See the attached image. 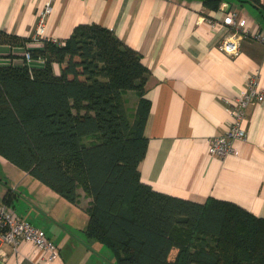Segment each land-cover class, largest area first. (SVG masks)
<instances>
[{
  "label": "trees",
  "instance_id": "trees-1",
  "mask_svg": "<svg viewBox=\"0 0 264 264\" xmlns=\"http://www.w3.org/2000/svg\"><path fill=\"white\" fill-rule=\"evenodd\" d=\"M239 1L264 12L262 0ZM29 40L0 32V44L33 59L0 60V154L73 203L83 190L91 198L87 240L105 246L114 264H264V217L142 180L149 72L137 50L97 23L76 25L63 41L45 38L42 47ZM128 91L138 99L133 114Z\"/></svg>",
  "mask_w": 264,
  "mask_h": 264
},
{
  "label": "crops",
  "instance_id": "crops-1",
  "mask_svg": "<svg viewBox=\"0 0 264 264\" xmlns=\"http://www.w3.org/2000/svg\"><path fill=\"white\" fill-rule=\"evenodd\" d=\"M47 1L0 0V32L30 38L28 46L42 47L45 38L63 41L76 25L97 23L141 54L149 72L145 97L150 101L147 152L139 166L144 182L197 202L209 197L232 201L264 217V101L248 105L246 138L235 142L237 153L221 158L209 152V140L230 126L228 105L248 88L252 75H258L264 90V40L245 37L237 55L227 54L219 47L223 18L229 8L236 9L247 17L251 32L264 34V12L239 0H222L217 8L207 7L204 0H52L44 33L38 35ZM237 2L250 4L259 18ZM23 52L20 46L0 44L1 62L20 65ZM53 67L59 74L58 63ZM7 192L6 203L57 245L59 258L50 264H114L105 246L86 238L91 198L84 203L81 190L79 202L70 203L81 209L83 219L73 225L59 213L62 206L74 209L66 198L0 154V202ZM1 249L0 264H48L46 254L24 240L17 250L6 243Z\"/></svg>",
  "mask_w": 264,
  "mask_h": 264
},
{
  "label": "built area",
  "instance_id": "built-area-1",
  "mask_svg": "<svg viewBox=\"0 0 264 264\" xmlns=\"http://www.w3.org/2000/svg\"><path fill=\"white\" fill-rule=\"evenodd\" d=\"M51 1L48 0L40 12L37 26L38 35L44 33L45 18L52 9ZM222 24L224 35L220 40L219 47L227 54L237 55L245 37L254 36L259 40H264L263 32L261 30L251 32L247 17H241L236 9H228ZM23 56L28 62L33 60L29 51L25 50ZM39 61L44 62V58H39ZM258 84V75H252L248 80V88L228 105L232 120L224 134L214 136L209 140L211 156L223 158L227 154L238 152L235 142L246 138L245 120L248 105L264 101V90L260 89ZM20 240L29 242L35 252L46 254L48 264L59 258L60 252L57 245L47 236L44 229L21 217L5 201L0 202V254L4 255V251L1 249L3 244H10L17 250Z\"/></svg>",
  "mask_w": 264,
  "mask_h": 264
},
{
  "label": "rangeland",
  "instance_id": "rangeland-1",
  "mask_svg": "<svg viewBox=\"0 0 264 264\" xmlns=\"http://www.w3.org/2000/svg\"><path fill=\"white\" fill-rule=\"evenodd\" d=\"M264 1V0H263ZM236 6H238L239 8L243 9V10H248V12L253 15L256 16L257 18H259V13L257 10H255L250 4H246V3H240L237 2ZM128 96V106L130 108L133 107L134 104V99H135V92L134 91H128L125 95V97ZM48 186V185H47ZM81 194H83L84 198H83V202L86 203V196L83 192V190H81ZM64 198V197H63ZM67 200V199H65ZM67 202V204H69L70 206H73L74 209H69L68 207L62 206L61 210H59V213L62 217H64L66 219V221H69L70 224L76 225L77 224H81V221L83 219V214L80 212L81 209H76L74 206V204L70 203V201H65ZM72 208V207H71ZM76 211V212H74ZM84 213V211H82ZM74 213V214H72ZM65 221V223H66ZM77 227V226H74ZM80 228V227H77ZM103 246V245H102Z\"/></svg>",
  "mask_w": 264,
  "mask_h": 264
}]
</instances>
